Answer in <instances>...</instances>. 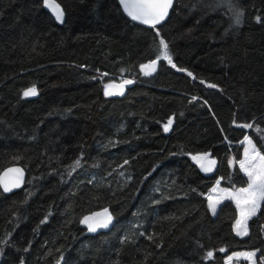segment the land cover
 <instances>
[{
    "label": "trees",
    "instance_id": "1",
    "mask_svg": "<svg viewBox=\"0 0 264 264\" xmlns=\"http://www.w3.org/2000/svg\"><path fill=\"white\" fill-rule=\"evenodd\" d=\"M55 1L60 24L44 0H0V171L26 173L0 189V264H224L236 251L264 264V201L240 237L234 203L211 215L206 199L216 181L247 184L245 137L264 155V0H174L157 27L117 0ZM118 77L132 83L106 96ZM205 154L208 174L193 160ZM101 212L110 223L87 231Z\"/></svg>",
    "mask_w": 264,
    "mask_h": 264
},
{
    "label": "snow or ice",
    "instance_id": "2",
    "mask_svg": "<svg viewBox=\"0 0 264 264\" xmlns=\"http://www.w3.org/2000/svg\"><path fill=\"white\" fill-rule=\"evenodd\" d=\"M44 3L46 6L50 7L55 14V17L57 20L62 21L63 19V11L60 9V6L58 4H54V0H44ZM120 3L124 6L125 10L128 12V14L134 19V20H140L145 24H152L153 26L156 23H159L161 20L164 19V17L167 15V10L169 6L172 3V0H120ZM239 14L237 15L236 23H239ZM160 44L162 45L164 51H163V57L168 61L169 64H172V59L168 55V45L161 39ZM159 59V57L157 58ZM156 60H153L150 62V65H141V68H149L151 67L152 70H155ZM175 67V65H172ZM106 75V73L104 74ZM191 75V73H189ZM124 83L130 84L132 81H124ZM110 85H105V95H113L114 93L109 91ZM212 87H215V85H212ZM36 89L35 87L25 90L24 96H32L36 95ZM172 124V120L169 119L167 125L164 127V131L169 130V126ZM244 127L250 128L252 125H244ZM264 131V130H262ZM245 140L248 141L249 144L252 143L250 138L245 137ZM248 150H246L247 154ZM252 152L255 153V156L252 157V159L258 158L261 162L259 165H252L251 168L245 166V162H241V168L244 169L246 174L249 178V183L246 188H242L239 191L241 193H244L246 195V199L244 200V204L248 207L241 208L240 214L242 219L237 220V234L238 235H246L245 231L239 230V225L244 223L250 216L255 215L257 208L260 205V202L264 201V155H261L253 145ZM207 154H205L206 156ZM194 159H197L194 157ZM79 163V161H77ZM127 163V162H126ZM211 163H214L212 161ZM204 167V165H201ZM206 171H210V168L205 167ZM16 171H19L18 169ZM17 186V185H14ZM7 185H5V191H8ZM237 206L240 207V201L237 200ZM210 207L212 208L213 212H215V204H210ZM89 218H85L84 222L87 223ZM100 226V225H98ZM102 226H107L105 223ZM90 231H95V228L91 225L89 226ZM223 251V249H221ZM213 253L209 252L207 254L208 257H212ZM234 256H245L247 258H251L255 255V253H234ZM232 257H229V260H231Z\"/></svg>",
    "mask_w": 264,
    "mask_h": 264
},
{
    "label": "rangeland",
    "instance_id": "3",
    "mask_svg": "<svg viewBox=\"0 0 264 264\" xmlns=\"http://www.w3.org/2000/svg\"><path fill=\"white\" fill-rule=\"evenodd\" d=\"M217 3H222L225 4L227 10L229 12H233L235 10V5H236V0H216ZM252 147H253V143L249 144L248 141L244 140L243 141V145H242V157L240 160L236 161V164L239 168V170L241 171V173L246 177L247 179V184L243 187H239L237 189H230V188H226V187H222L219 185L218 181L215 182V184L208 190L207 194H206V199H207V204L209 207V211L211 213V215H214V213L216 212V209L218 207V205L223 201V200H231L234 205L236 206V210H237V217L235 219L234 225H233V231L235 233V235L237 236H245V235H238L237 234V220H241V208H247L248 206L244 204V200L246 199V195L244 193H241L239 190L242 188H246L248 186L249 183V178L248 175L246 174V172L244 171V169L241 168V162H245V166L251 168L252 165H259L261 162L259 161L258 158L256 159H252L253 156H255V153L252 152ZM256 149V148H255ZM246 150H248L247 154H246ZM260 153V152H259ZM261 154V153H260ZM194 157H196L197 159H194ZM193 160L196 163H200L202 160L207 161V162H212L214 161L213 159H210L209 157H206L204 155H195L193 156ZM212 164V168L214 169L215 167V161ZM237 200L240 201V207L237 206ZM210 204H215V212H213L212 208L210 207ZM261 204V202H260ZM259 207L257 208L256 212L258 211ZM100 214H102L106 220H107V225L110 223V216L108 215V213L106 212H101ZM256 214V213H255ZM95 215V213L86 216L88 219L87 223L84 222L85 218L83 219L82 223L83 225L86 227L87 231L89 230V226L91 225L93 227V225L90 222V219ZM254 216V215H252ZM250 216V217H252ZM249 217V218H250ZM249 218L242 223L241 225H239V230L240 231H245L247 234V222L249 220ZM234 253H255L254 251H236L233 253H230L228 255H226L225 257V262L224 264H235L237 261L240 260H244L247 261L248 264H255V255L252 256L250 259L241 255V256H234ZM229 257H232L231 260H229Z\"/></svg>",
    "mask_w": 264,
    "mask_h": 264
},
{
    "label": "water",
    "instance_id": "4",
    "mask_svg": "<svg viewBox=\"0 0 264 264\" xmlns=\"http://www.w3.org/2000/svg\"><path fill=\"white\" fill-rule=\"evenodd\" d=\"M117 1H118V4H119L122 12L124 13V15L131 22H134V23H137V24H140V25H143V26H147V27H157V26L161 25L167 19L168 15H169V12H170V10H171V8L173 6V2H174V0H172V3H171V5L169 6V8L167 10V15L164 17V19L161 20L159 23H156L153 26L152 24H145V23H143L140 20H134L128 14V12L125 10L124 6L120 3V0H117ZM54 4H58V3L54 0ZM43 8L48 12V14L53 18V20L56 23L60 24V23L63 22L65 15H64L63 8L61 6H60V9L63 11V19H62V21L56 19L54 11L50 7L46 6L44 2H43ZM146 69H147V74H149V73H151L153 71L151 67L146 68ZM104 74L105 73L97 72L93 76V79L103 80L107 76V75H104ZM124 81H129V80H126L124 78V79H121V80L118 79L116 81L109 82L107 85H110L111 87L108 90L113 92L114 93L113 95H121L124 92L125 87L128 85L127 83H124ZM202 164L204 165V167L201 166ZM198 167L202 171V173H205V174L211 173L212 170H213L212 164L210 162H207V161H204V160H202L198 164ZM205 167L210 168L211 170L210 171H206ZM17 169L19 171H16ZM25 176H26L25 170L23 169L22 166H20L18 164H12V165H9V166L3 168L0 171V189H1V191L3 193H5V194H9V193H11L13 191H16V190L20 189L24 185ZM5 185H7L8 189H9L8 191H5ZM14 185H17V186H14ZM90 222H91V224L93 225V227L95 229L103 228L105 226H102V225H104L105 223L107 224L106 218L102 214H98V213L95 214L90 219ZM98 225H100V226H98Z\"/></svg>",
    "mask_w": 264,
    "mask_h": 264
}]
</instances>
